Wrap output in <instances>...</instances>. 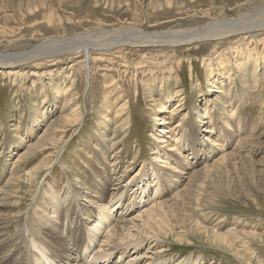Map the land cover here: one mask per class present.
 <instances>
[{"label": "rangeland", "instance_id": "obj_1", "mask_svg": "<svg viewBox=\"0 0 264 264\" xmlns=\"http://www.w3.org/2000/svg\"><path fill=\"white\" fill-rule=\"evenodd\" d=\"M240 17L264 20V0H0V61H24L16 71L0 69V202L7 180L17 179L16 195L0 207V242L9 250L7 256L0 253V263H13L27 249L20 241L21 229L28 240L31 234L48 235L34 210L48 201L52 190L66 193L62 206L69 207L60 229L66 250L58 254L75 258L79 250L72 246V236L81 221L85 229L94 223L84 213L96 206L83 195L102 161L112 159L120 161L117 171L109 173L110 182L128 167L120 185L107 186L104 208L113 217L111 225L120 217L133 220L126 223L134 225L130 231L137 235L129 239L137 247L124 245L105 260L94 245L86 264H264V29L178 46L118 45L104 54L89 46L35 56L47 39L70 41L84 31H201L210 21ZM248 52L249 59L239 61ZM114 89L122 93V101L116 100ZM70 97L74 105L64 110L61 106ZM123 101L130 120L122 128L116 109ZM76 111L81 112L78 121L65 125L62 119H73ZM161 117L170 118L168 140L178 147L171 156L182 169L173 178L182 201L174 198L172 184L162 185L157 200L169 206L174 232L160 233L140 215L149 206L145 197L153 194V172L166 177L155 159L164 144ZM50 136L60 141L50 145ZM221 142L227 153L224 163L214 161L218 150L206 159L207 151H199L200 159L191 163L194 149ZM29 145V153L20 157ZM183 168L188 174L181 173ZM143 184L145 194H137ZM108 222L99 226V240L110 229ZM229 229L234 231L231 244L212 235ZM51 249L46 257L57 264Z\"/></svg>", "mask_w": 264, "mask_h": 264}, {"label": "bare ground", "instance_id": "obj_2", "mask_svg": "<svg viewBox=\"0 0 264 264\" xmlns=\"http://www.w3.org/2000/svg\"><path fill=\"white\" fill-rule=\"evenodd\" d=\"M260 17H262V16H260ZM260 29H262V30L264 29V20L251 21V20H248L247 17H240V18H237V19L214 20L213 22L210 21V22H208L205 25L204 29H202L201 31H198V30L178 31L177 30V31H151V32H146L145 31L144 32V31L140 30L137 27H128V28L125 27L124 29L120 28L119 30H107V29L101 30V28H100V30L99 29L96 30V31L93 30L92 33L88 32V31H84V32H82L80 34H77L76 37L79 38V39L76 38V39L70 40V41H66L63 38H61V39H47L46 41L42 42L41 47L38 50L37 54H35V56H46V55L48 56V55H52L54 53H58L60 51H65L68 54L69 53H75L78 50V48L86 49L89 46L90 47H94L96 50L100 51V53H102V54L108 53V51H110L112 48H114V47H116L118 45H120V46H125V45H129V46H160V45L173 46V45H177L178 46V44L192 43V42H197V41H201V40H211V39L217 40V39L226 38V37L232 36V35H240V34H245V33H248V32L249 33L250 32H254V31H257V30H260ZM51 45H53V46L56 45V47L57 46L58 47L57 48L56 47L55 48L54 47H50L49 48V46H51ZM246 56L250 57L251 55H250L249 52L247 53V55L245 54V56L241 55V57L239 58V61L245 60V59H249V58H246ZM22 60L23 59H20V58H18V59L17 58L3 59V60L0 61V69H6V70H9V71L14 70L13 68L17 69L20 64L24 63V61H22ZM239 61H238V63H239ZM256 62H257V60H256ZM14 71H16V70H14ZM71 81L73 83L74 80L72 79ZM70 87L71 86H69V88ZM115 90L116 89H114L113 91H115ZM115 93L118 94L117 97H116V100L122 101L123 100L121 98L123 96L122 93L119 92V91H115ZM65 94H67V93H65ZM73 97H74V95H73ZM72 101H73V99L71 97L70 98H65V101H64V103H63V105L61 107L64 110H66V109L68 110V108H70L71 105H74V104H72L73 103ZM126 105H127L126 101L125 102L123 101L122 104H119L118 108L116 109L117 110L116 113L118 114V115L117 114L116 115L117 116L120 115L122 117L121 120H120V127H122V128L125 127V125H127V123L130 120V115H129V112L127 111V109H126L127 108ZM80 113L81 112H77V111L74 114L72 113L73 114L72 115L73 119H70L69 117L68 118L64 117V119H62L63 123H65V125H66V122L75 124L78 121V119L80 118ZM171 114H172V111H171ZM198 116H199V114H198ZM169 119H170L169 117H161L160 122L162 124H165V125H163L159 129V133L160 132L162 133V135L159 134V136L161 137L162 143H164V144L162 145L161 154H159L160 151L158 150L159 152L156 153V156H155L156 162H158V164H160L159 166H161L162 168L165 169L166 177L164 178V177L160 176V178H159L157 172H155V171L153 172V174H154L153 176L154 177L151 179L152 182L155 180V186H154V189H153V194H150V195L147 194V196L145 197V200L143 202H145V201L150 199L149 206L145 207L143 212H141L142 215H140L142 217V221L146 225H148V228L158 230V231H160V233H161V231L162 232L163 231H165V232L166 231L174 232L173 229L169 225L170 221H169L168 217L170 218V216H168V214H170V212H171V211H169V213H168V207L169 206H167L165 204V201H161V200L158 201L157 200V198H158L157 195H159L160 190L162 189V185L165 184V182L168 183V185L172 184V186L175 187V193L173 194L174 198L176 200L180 198L181 201H182V197H181L182 195L180 194L181 191L178 190L179 187L177 186L176 180H173V178L174 179H178L176 173L178 171L182 170V169L179 170L180 167H178L177 160L172 158V156H171L172 152H174L178 147L175 145V140H174L173 143H170V141L168 140L170 136L167 133H169L170 130L168 129V126L166 124L170 123ZM172 131H174V130H172ZM42 134H44V133H42ZM44 136H46V135H44ZM56 137H51V136H50V138L48 137L49 140H50V142H48V143H50V145L51 144L54 145L55 141H57V139L58 140L60 139V138H56ZM40 138H41V136H40ZM203 139L208 141V137L204 138V136H203ZM115 143H117V140H115V142H113V144H115ZM32 144H35V143H32ZM223 145L224 144L221 142L218 145V147L214 148V146H213V148H211V149L209 148L208 145H204V146H201V147L199 146V149L197 150L196 153H194L196 151V149H194L192 151V154L194 153L193 155H195V156H192V154H191V156H190L191 157V163L193 164L194 161H197L198 158L200 159L199 151H203V150H204V152L207 151V156L205 155V157H204L205 159L209 158V154H213L214 152H216L218 150V152L220 153V156L217 157L216 160H214V161H216V163L217 162L218 163H220V162L224 163L225 158H227V153H223L224 152ZM30 147H32V146H30V145L27 146V148H29V149H26L25 152L23 151V154H20L19 156L20 157L21 156H26L27 153H29L28 150H30ZM41 147L44 148V146H41ZM164 147H166L168 151L170 150L169 154H168V152H166V150H165L166 148L164 149ZM183 157H185V155H183ZM231 157H232V155H231ZM116 160H118V158H116ZM119 161L120 160H118V162ZM118 162H117V164H115L116 162L114 163V161L112 159L111 160L107 159V161H105V159H104V161H102V169H100V170L98 169L97 172L95 171V181H91L89 183V187L87 188V192L83 195V197L86 199V201H90L91 204H94L96 206V207L93 208V212L92 213L91 212H88V213L85 212L84 213V214H86L87 217H93L94 219L92 221L94 223H93V225H90L89 228H86L87 229L86 230L85 227L82 225L85 222L81 221V223H82L81 227L78 228L76 234L74 233V235L72 236V238H71L72 246L75 249L77 248V250H79V251L75 252V254H76L75 258H72V260H71L70 258H63L60 254H58V252H64L66 250V247L63 244V242H64L66 237L60 232V229H61V226L63 225V223L65 221L64 214L68 211L69 207L62 206V203L64 201H66V199H67V194L65 193L64 195L60 196V193H57L54 190H52L51 193L47 194L48 201L45 204L41 205L39 210H34L35 215H37V218H38L40 224L48 232V235L46 236V234L44 235V233H43V235H41V234L40 235L31 234V235H28V236H31L32 239L28 240L26 233L24 232V230L21 229L19 231L20 232V234H19L20 241L23 242V245H25L27 247V249L20 255V258L18 260H15L13 263H10L11 261L10 260L8 261V259H7L6 262H2L0 264H49L50 258L52 256L47 258L46 257V253H45L47 248H49V247L52 248L51 251L53 252L55 257L59 258L58 260H55L53 258V261L57 262V264H86V260H87L86 253L94 245H96V247H94L95 250H97L96 248H98V249L100 248V251H102V252H98L99 253L98 255L99 256L101 255L100 258H104L105 260L108 257V255H110V253H112L114 251H118L120 253L121 248H123L124 245H131L132 244V246L134 245L133 247H137L136 244H135L136 240L131 241L129 239V236L132 237V238L130 237L131 239H134V237H136V235H137V234L132 233V231H130L131 229H134L133 228L134 225H130L129 226L126 223V221L127 222L128 221L132 222L133 220L132 219H127V218L123 219V217L119 216L120 219L119 218L116 219L115 223H113L111 225V221L110 220H112L113 217L111 216V214H109L110 211L107 210L106 208H104L109 203V201L108 202L106 201V197H107V193H108V187L107 186L108 185H112L111 187H113V186L120 185L121 179L124 176V173L126 172V169L128 167V165H124L122 170H120L121 172L115 178V180L113 179L112 182H110V175L111 174H109V173H110V171H112V172H114V171L116 172L117 171V169L119 168L118 167ZM227 162L228 161H226V163ZM42 165H40V166H42ZM108 165L111 166V169H108ZM225 165H223V166L225 167ZM207 166H206V168L208 169ZM220 166H222V165H220ZM214 167H217V166H214ZM188 168H183V172L181 171V173H187L188 174V171H186V169H188ZM196 172H197V170H196ZM173 173H175V174H173ZM192 173L194 174V172H192ZM189 176L190 175H188V177ZM193 176H195V175H193ZM16 180L17 179L14 178V177H11V178H9L7 180V183L5 184V187L7 185V188L3 189L4 192L2 194L3 196L1 198L2 201L0 202V207L5 205L4 203L8 199V197H11V196H13V194L16 193V189H15ZM34 180H36V179L34 178ZM197 184L198 185H195V186H201V183H197ZM146 188L144 187V184H143L139 188V192L137 194H139V193L140 194H145V192L147 190ZM114 189H119V188L118 187L117 188H113V190ZM1 190H2V188H1ZM186 190H188V189H186ZM196 191H198V190H196ZM185 195H187V194H185ZM111 196H112V198H114L115 197V193H114V195H111ZM194 197H196V196H194ZM121 198L122 197H121V194H120V195H118V197L116 199L120 200ZM139 198H140V200H139V203H140L141 200H143V197L140 196ZM195 200H196V198H195ZM185 202H187V201H185ZM185 202L183 201V204ZM7 203H9V202H7ZM133 204H131V205L129 204V205L133 206ZM174 206H175V204H174ZM6 208H8V205H7ZM181 208H183V207H181ZM178 212H179V210H178ZM89 214H91V216ZM4 217H5V215H4ZM135 217L138 218L137 216H135ZM7 218H8V216H7ZM106 219L109 220L108 223H110L111 226H110V229L109 228H108V230L106 229L107 230L105 232L106 234L105 235L103 234L102 240L101 239L99 240L97 231L99 230V226ZM22 223H23L22 221H20L19 223H16L17 227L20 228V224H22ZM142 223H141V226H142ZM27 224L28 223L25 222V225H27ZM132 224H134V223H132ZM187 224H189V223H187ZM232 232H234L233 229H229L228 231H226L225 234L217 232V231H214L212 235H213V237L215 239H218V240L220 239L221 241L223 240L224 243H226V244H231V242L229 240V235ZM143 235H144V233H143ZM146 235H148V234L146 233ZM157 236H159V235L157 234ZM97 243H100V244H97ZM18 245H19V247H18ZM15 246H17V247L14 248V249L20 248L21 244L20 243L19 244H15ZM7 249L8 248L5 247L4 243L0 242V253H2V254L4 253L5 256H7L6 253L9 252V250H7ZM82 249H83V257H82V252H81ZM122 252H123V250H122ZM125 252H123V253H125ZM151 258H152V256H151Z\"/></svg>", "mask_w": 264, "mask_h": 264}]
</instances>
